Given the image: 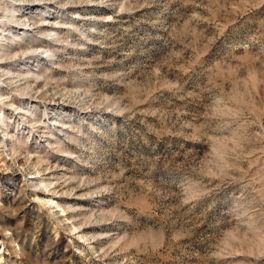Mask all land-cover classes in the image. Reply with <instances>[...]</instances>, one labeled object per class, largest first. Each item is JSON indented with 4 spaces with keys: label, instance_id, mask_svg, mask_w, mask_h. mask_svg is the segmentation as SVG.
I'll return each instance as SVG.
<instances>
[{
    "label": "rangeland",
    "instance_id": "374dc122",
    "mask_svg": "<svg viewBox=\"0 0 264 264\" xmlns=\"http://www.w3.org/2000/svg\"><path fill=\"white\" fill-rule=\"evenodd\" d=\"M9 1L0 264H264V0Z\"/></svg>",
    "mask_w": 264,
    "mask_h": 264
},
{
    "label": "bare ground",
    "instance_id": "6f19581e",
    "mask_svg": "<svg viewBox=\"0 0 264 264\" xmlns=\"http://www.w3.org/2000/svg\"><path fill=\"white\" fill-rule=\"evenodd\" d=\"M9 1V0H8ZM15 1V0H14ZM14 1L13 0H11V3H14ZM10 2V1H9ZM4 10H8V6H6V8H4ZM12 16V15H11ZM18 27H22L23 25H25V24H23V23H21V22H19V20H17L16 19V21L14 22Z\"/></svg>",
    "mask_w": 264,
    "mask_h": 264
}]
</instances>
